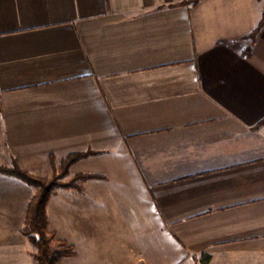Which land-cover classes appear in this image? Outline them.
Returning <instances> with one entry per match:
<instances>
[{"label": "crops", "instance_id": "1", "mask_svg": "<svg viewBox=\"0 0 264 264\" xmlns=\"http://www.w3.org/2000/svg\"><path fill=\"white\" fill-rule=\"evenodd\" d=\"M187 1L0 0V166L94 153L47 206L89 264H264V0ZM36 193L0 174V264Z\"/></svg>", "mask_w": 264, "mask_h": 264}, {"label": "trees", "instance_id": "2", "mask_svg": "<svg viewBox=\"0 0 264 264\" xmlns=\"http://www.w3.org/2000/svg\"><path fill=\"white\" fill-rule=\"evenodd\" d=\"M201 0H190L179 6L197 5ZM264 29L263 19L257 30L251 35V39L256 42L258 35ZM264 121L261 122V125ZM94 153L73 154L64 159L61 163L60 173L47 182L43 181L30 173L24 171L17 163L12 168L0 166V174L11 175L21 179L30 186L37 187L38 193L32 199L26 216L25 228L22 231L30 243L37 249L36 260L38 264H59L63 258L74 255V247L69 246L65 241L58 240L54 234L48 231V219L46 208L55 188L62 187L65 189L81 190L83 184L88 180L102 179L95 175H77L66 183H60L69 174L70 168ZM51 163L55 168V158L51 157ZM210 257L207 256L203 264H208Z\"/></svg>", "mask_w": 264, "mask_h": 264}, {"label": "rangeland", "instance_id": "3", "mask_svg": "<svg viewBox=\"0 0 264 264\" xmlns=\"http://www.w3.org/2000/svg\"><path fill=\"white\" fill-rule=\"evenodd\" d=\"M60 167L61 166H55V168H52L53 169V175L50 178H43V177L35 176V175H33V176H35V177H37V178H39V179H41L43 181L49 182L55 177V175L60 173ZM59 182L64 184V183H66L68 181H66L65 178H64V179H61ZM80 185L82 186L81 190L65 189V188H62V187L55 188L53 193L51 194V197L58 190L82 191L84 183L80 184ZM35 188L37 189V193H38V188L37 187H35ZM37 193H36V195H37ZM50 200H51V198H50ZM50 200H49V202H50ZM46 212H47V208H46ZM47 219H48V215H47ZM48 231H49V233L54 234L58 240L65 241L69 246H73L74 247V255H72L70 257L63 258L61 260V262H59V264H89L90 263V257L88 255V250L86 248H84V247L83 248H77L74 244H72L68 240H64V239L60 238L59 236H57V234L55 232H51V230L49 229V219H48ZM25 238L27 239V241H29V239L26 236H25ZM29 243H30V241H29ZM31 246H32V248H31L32 250L28 253V257H27L29 262L28 263H16V264H38L37 260H36V255L38 253L37 249L32 244H31ZM109 258L111 260H118L119 259V258L116 257L115 254L109 256ZM127 258H128V260H127L126 264H150V263H146L144 259H141V256L138 254L137 249L133 248V247H129L128 248ZM205 260H206V258L204 256L200 257L201 264H203L205 262Z\"/></svg>", "mask_w": 264, "mask_h": 264}]
</instances>
